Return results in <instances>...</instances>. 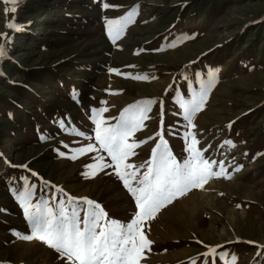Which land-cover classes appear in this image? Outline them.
I'll list each match as a JSON object with an SVG mask.
<instances>
[{"label": "rangeland", "instance_id": "obj_1", "mask_svg": "<svg viewBox=\"0 0 264 264\" xmlns=\"http://www.w3.org/2000/svg\"><path fill=\"white\" fill-rule=\"evenodd\" d=\"M137 5L134 23L113 43L106 21ZM10 20L22 30L7 28ZM3 33L11 39L0 35L7 51L0 58V264H65L42 241L15 235L31 234L16 198L26 184L35 186L33 204L49 199L55 209L65 198L58 187L99 203L111 219H134V198L114 169L93 176L86 167L99 156L113 163L107 153L71 158L95 143L75 131L95 135L93 110L108 108L103 115L115 124L126 107L154 99L133 139L153 136L163 112L164 138L182 161L185 142L170 134H182L187 123L176 100L191 99V88L199 91L210 72L216 83L188 130L231 179H211L148 221L153 243L141 264H212V255L202 254L220 245L229 262L234 255L236 264H264V0H0ZM158 140L137 148L128 163L148 160ZM215 264L225 261L217 256Z\"/></svg>", "mask_w": 264, "mask_h": 264}, {"label": "snow or ice", "instance_id": "obj_2", "mask_svg": "<svg viewBox=\"0 0 264 264\" xmlns=\"http://www.w3.org/2000/svg\"><path fill=\"white\" fill-rule=\"evenodd\" d=\"M4 2L15 5L17 0H4ZM102 6L104 9L120 7L108 3H103ZM138 8V5L134 6L124 16L106 21L107 34L113 43L121 38L130 23H134ZM15 10V7L6 9L8 12H15ZM6 27L15 31L22 30L21 26L12 20L6 24ZM0 35L6 40L11 39L7 33ZM6 55V48L0 44V58ZM111 71L118 75L121 74L116 69ZM209 77L208 81H199V91L191 88V82H189L191 99L186 100L183 96H179L176 100L183 110V120L187 123L183 125L185 130L182 134L178 130L171 131L170 134L181 135V139L185 142L188 155L182 161L173 154L168 141L164 138L163 112H161L159 130L153 136L140 141L133 139L138 131H142L146 127L145 121L151 118L148 113L157 103L154 99L141 100L126 107L115 124L108 123V119L116 118H105L103 115L109 111L108 108L93 110L95 135L85 136L84 132L75 131V135L83 136L95 143L90 142L86 147L76 149L77 155L71 158L77 159L78 156L87 153H107L113 163H103L104 157L99 156L95 159L100 163L89 164L86 167L91 170L93 176L97 174V170L103 171L109 167L114 169L116 177L134 198L138 209L134 219L128 223L111 219L99 203L87 197L68 196L63 189L57 186L53 187H57V191L62 193L65 198L57 202L55 209L50 206L49 199H42L33 204L35 186L26 184L16 198L24 208L31 234L15 233V235L23 240L38 239L42 241L57 252L65 264H141V260L145 258V251H150L153 243L145 233L146 227L150 230L148 221L154 220L162 209L172 204L176 199L187 195L194 189H203L211 179L221 177L231 179L224 162L206 158L204 153L207 148L200 149L198 147L200 141L195 132L188 130L196 127L193 123L194 117L203 110L209 92L216 83L213 72L209 73ZM132 78L149 79L147 75H137ZM157 137L159 140L152 147L148 160L139 165L128 163L131 157L137 155L135 151L137 148L151 140H156ZM224 143L235 147L230 140H226ZM64 147L67 148L68 145H64ZM60 155H64V153H60ZM22 167L26 168L27 165ZM217 167L218 171H214V168ZM141 168L144 169L143 173L140 172ZM85 175L87 176L89 173H85ZM49 183L45 181L46 186ZM217 247L223 248V245ZM217 247H212L210 253L202 255L211 254L212 264H215L217 256L224 260L225 264H236L237 258L234 255L229 262L226 259L229 253L227 251L217 252ZM192 264H196L195 260ZM204 264H208V261L205 260Z\"/></svg>", "mask_w": 264, "mask_h": 264}]
</instances>
